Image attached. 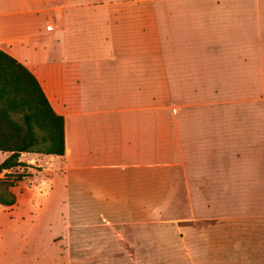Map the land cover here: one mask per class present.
Segmentation results:
<instances>
[{"label":"crops","instance_id":"crops-1","mask_svg":"<svg viewBox=\"0 0 264 264\" xmlns=\"http://www.w3.org/2000/svg\"><path fill=\"white\" fill-rule=\"evenodd\" d=\"M250 12L260 29L264 0H0V49L35 75L52 108L64 117V154L19 156L32 169L31 203L49 208L41 212L38 207L30 214L35 222L31 230L45 228L43 246H50L44 251L34 242V253L118 251L115 241L113 247L94 241L72 248L70 238L91 232L99 237L102 231L70 223L80 215L79 205L123 207L128 196L139 191L140 202L136 196L134 203L142 205L144 176L149 179L174 165L166 160V152L148 153V104L143 107L133 94L165 92V77L217 75L212 71L217 57L208 46L227 43L228 25H243ZM236 43L245 51L247 47L248 52L253 48V53H262L260 30L253 38L243 33ZM249 55L238 65V77L264 76L263 58L256 63V56ZM246 60H253L257 68L245 70ZM184 70L188 73H180ZM16 187L11 188L15 194ZM261 192L263 202L254 211L252 228L237 231V254H221L229 250L222 241L219 250L212 246L205 251L208 263L264 264ZM124 214L116 217L123 222L132 219ZM9 223L0 222V234L20 238L21 229ZM0 264L21 263L14 258ZM30 264L48 262L35 258Z\"/></svg>","mask_w":264,"mask_h":264},{"label":"rangeland","instance_id":"rangeland-1","mask_svg":"<svg viewBox=\"0 0 264 264\" xmlns=\"http://www.w3.org/2000/svg\"><path fill=\"white\" fill-rule=\"evenodd\" d=\"M255 21L250 12L243 25H228L224 34L227 43L208 46L209 53L217 57L212 69L217 75L165 77V92L133 94L143 107L148 104V153L153 149L166 152V160L174 165L159 169L149 179L144 176L142 205L134 203L136 196L140 202V191L130 194L123 207L79 205L80 215L70 223L102 231L99 237L91 232L90 236L70 238L72 248L93 245L94 241L113 247L115 241L118 251L34 253V242L44 251L50 246H43L45 228L31 230L35 222L29 219L30 214L49 208L31 203L32 169L16 166L6 172L8 179L21 175L14 179L17 197L11 206L0 204V222L9 219L21 233L20 238L0 234V261L15 258L30 264L37 258L48 264H213L206 260L205 251L212 246L219 250L222 241L229 250L220 253L236 255L237 231L252 228L264 191V76L238 77L243 55L256 56V63L263 58L260 64L264 66V20L258 21L260 29ZM258 30L261 54L253 53V48L250 52L247 47L246 51L239 48L238 37L245 33L253 38ZM249 64L246 60L245 70L257 68L253 60ZM143 117H147L144 108ZM145 149L146 140L143 157ZM7 155L0 151V162ZM0 177H5L4 173ZM72 211L76 212V206L72 205ZM119 213L132 219L123 222L116 217Z\"/></svg>","mask_w":264,"mask_h":264},{"label":"trees","instance_id":"trees-1","mask_svg":"<svg viewBox=\"0 0 264 264\" xmlns=\"http://www.w3.org/2000/svg\"><path fill=\"white\" fill-rule=\"evenodd\" d=\"M64 117L51 106L35 75L16 58L0 49V204L11 206L16 196L6 171L28 166L21 152L64 154Z\"/></svg>","mask_w":264,"mask_h":264}]
</instances>
